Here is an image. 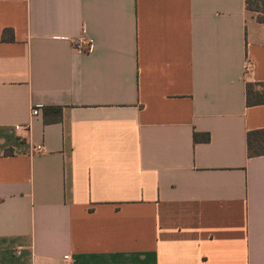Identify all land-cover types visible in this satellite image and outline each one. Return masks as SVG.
<instances>
[{
    "label": "crops",
    "instance_id": "1",
    "mask_svg": "<svg viewBox=\"0 0 264 264\" xmlns=\"http://www.w3.org/2000/svg\"><path fill=\"white\" fill-rule=\"evenodd\" d=\"M262 15L0 0V264H264Z\"/></svg>",
    "mask_w": 264,
    "mask_h": 264
},
{
    "label": "trees",
    "instance_id": "2",
    "mask_svg": "<svg viewBox=\"0 0 264 264\" xmlns=\"http://www.w3.org/2000/svg\"><path fill=\"white\" fill-rule=\"evenodd\" d=\"M247 7L250 10L261 12L263 15L259 17L264 22V0H247ZM252 85H248V103L253 104L251 98ZM210 137L207 135L206 140ZM248 154L250 157L264 155V130L253 131L248 133Z\"/></svg>",
    "mask_w": 264,
    "mask_h": 264
},
{
    "label": "built area",
    "instance_id": "3",
    "mask_svg": "<svg viewBox=\"0 0 264 264\" xmlns=\"http://www.w3.org/2000/svg\"><path fill=\"white\" fill-rule=\"evenodd\" d=\"M75 50L79 53H92L94 50V43L91 39L87 38L86 36H82L79 39H75L72 41ZM245 69L247 71L251 70V64L249 61L246 62ZM40 113L39 108L33 109V115L36 116ZM19 129V127H17ZM38 151H43L44 148L42 146H38L36 148ZM68 258V257H66Z\"/></svg>",
    "mask_w": 264,
    "mask_h": 264
}]
</instances>
